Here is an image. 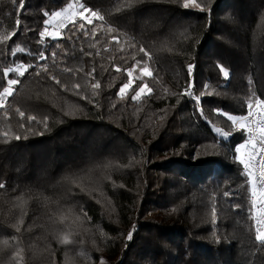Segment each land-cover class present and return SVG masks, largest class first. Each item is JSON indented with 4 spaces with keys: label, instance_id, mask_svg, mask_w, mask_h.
Wrapping results in <instances>:
<instances>
[{
    "label": "trees",
    "instance_id": "obj_1",
    "mask_svg": "<svg viewBox=\"0 0 264 264\" xmlns=\"http://www.w3.org/2000/svg\"><path fill=\"white\" fill-rule=\"evenodd\" d=\"M77 1L41 40L63 0H0V264H264L227 119L264 112V0Z\"/></svg>",
    "mask_w": 264,
    "mask_h": 264
},
{
    "label": "snow or ice",
    "instance_id": "obj_2",
    "mask_svg": "<svg viewBox=\"0 0 264 264\" xmlns=\"http://www.w3.org/2000/svg\"><path fill=\"white\" fill-rule=\"evenodd\" d=\"M20 4H21V8H23V0H20ZM183 6L185 8H187L189 5L187 3H185ZM196 6L197 7H200L199 5H196ZM73 7H74V4H71L70 3L67 6L66 9L54 13V16L55 17H60L62 14L67 13L68 11H70L71 9H73ZM201 10H203V9H201ZM79 15H80L81 19H87L89 23H91L92 20H95V19H99V20H103L104 19V16L100 15L97 11H94L92 9L86 8L83 5H80ZM72 23L75 25L76 23H79V21L73 20ZM85 28H86V25L84 23H80L79 24V31L84 32L85 33V36L87 37V34L88 33L85 31ZM46 34H47V30L40 33L41 40H43V38L45 37ZM11 35H15V33H12ZM92 35L93 36L96 35L94 31L92 32ZM10 38H11L10 35H6V36H4L2 38V40L3 41H7ZM17 51H22V49H17ZM140 51L143 52L145 56H148L149 55L143 48H141ZM15 54L16 53L13 52V55H15ZM53 55H55V54H53ZM87 55H90V53H87ZM41 58L43 59V57H41ZM139 65H140V61H136V64L133 65L132 69H129L128 70V81H127V83H124L120 87L119 93H117V95H120L121 97H123V95H125L128 90H131L132 87H133V84L135 83V79H140L143 76H148V77L152 76V72L149 70L148 67L145 66L143 68H140V71L142 73V77H135L134 78L133 77V72L136 70L137 67H139ZM116 70L117 71H120L119 68H117ZM190 70H191V67H190ZM26 71H27V68H24L23 66H18L16 68H8V69H6L3 74L5 76H8L9 73L15 72L17 74V76H24V74H25ZM220 72L223 73V75H224L225 78H227L228 75H229L228 71H226L225 68L222 67V66L220 67ZM56 82L57 83H60V81H58V80ZM18 83H19V80L18 79H8L7 80V87H4L3 93H0V108H3L4 107V102H3L2 97L11 96L13 94V91H14L15 86ZM74 87L79 88V85H74ZM99 87H100L99 82H97V83H95L93 85V88L98 89ZM151 93H152V89L150 87H148V85L145 83L142 86H140L138 88V90H136L135 95H133L131 97V99L133 101H138V100H140L142 98V94L143 95H150ZM196 99L199 100V97H197ZM256 104H257V106H259L261 108H264V102L257 100L256 101ZM251 108H252V105L249 104V115H248V117L237 118L235 116L228 115L227 116V119L229 121H232L233 123H238L241 119L248 120L253 115V113L251 111ZM17 111H19V110H17ZM219 114L220 115H223V113H219ZM19 115H20L21 118H23L25 116V113L22 112V111H19ZM257 115L258 116H262V115H264V112L257 113ZM28 119L29 120H33L34 117L29 116ZM216 131L219 132L220 129H216ZM260 132H261V136L264 137V128H261L260 129ZM16 138L19 139V137H16ZM262 143H264V140H262ZM246 167H247V165H246ZM261 178L264 179V176H262ZM3 187H4V185L3 184H0V188H3ZM17 230L19 231V229H17ZM131 236H132V233H129L128 238L131 239ZM67 242L68 241H67L66 238L62 241V243H67ZM255 242L258 243L261 246H264V225H261L259 223L256 226Z\"/></svg>",
    "mask_w": 264,
    "mask_h": 264
},
{
    "label": "built area",
    "instance_id": "obj_3",
    "mask_svg": "<svg viewBox=\"0 0 264 264\" xmlns=\"http://www.w3.org/2000/svg\"><path fill=\"white\" fill-rule=\"evenodd\" d=\"M252 117L248 120L241 119L238 123H233V128L236 132L243 135L246 142L253 146V162H252V179L258 188L260 194L264 197V137L261 136L260 129L264 128L263 115L258 116L257 113H261L259 110H252ZM249 112L242 117H248ZM264 225V207L259 211L257 215V224Z\"/></svg>",
    "mask_w": 264,
    "mask_h": 264
},
{
    "label": "rangeland",
    "instance_id": "obj_4",
    "mask_svg": "<svg viewBox=\"0 0 264 264\" xmlns=\"http://www.w3.org/2000/svg\"><path fill=\"white\" fill-rule=\"evenodd\" d=\"M70 3L74 4L73 9H71L67 13L62 14L60 17L54 16V13L66 9ZM79 9H80V4L78 3L77 0H63V6L58 11L54 12L46 20L45 28L42 31V32H44L47 30V34L45 35L44 38H56L59 34L60 29L63 28L67 23L72 22L73 20H80L83 22H88L87 19H81L80 15H79ZM4 98L5 97H2V99H4ZM253 156H254V152H253V146L251 144H248L245 142V143L238 145L237 150H236V159L237 160L244 161L247 163L249 162V164H246V165H248L250 167V163L252 164V162H253ZM251 180H252L251 182L253 183V179H251Z\"/></svg>",
    "mask_w": 264,
    "mask_h": 264
},
{
    "label": "crops",
    "instance_id": "obj_5",
    "mask_svg": "<svg viewBox=\"0 0 264 264\" xmlns=\"http://www.w3.org/2000/svg\"><path fill=\"white\" fill-rule=\"evenodd\" d=\"M249 179H250V185L252 188V195H251V200L253 202V206L256 208L257 212L259 213V211L263 208L264 206V197L260 194L258 188L256 187L254 181L253 183L251 182L252 180V164L250 163V167H249ZM257 190H256V189ZM260 194V195H259ZM261 196V197H260ZM263 205V206H262Z\"/></svg>",
    "mask_w": 264,
    "mask_h": 264
}]
</instances>
